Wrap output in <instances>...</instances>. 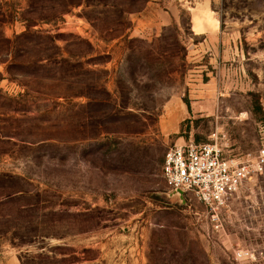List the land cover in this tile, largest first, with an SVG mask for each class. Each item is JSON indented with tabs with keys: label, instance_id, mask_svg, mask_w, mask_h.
<instances>
[{
	"label": "rangeland",
	"instance_id": "1",
	"mask_svg": "<svg viewBox=\"0 0 264 264\" xmlns=\"http://www.w3.org/2000/svg\"><path fill=\"white\" fill-rule=\"evenodd\" d=\"M6 1L0 264H264V172L216 220L162 175L183 140L264 147V0H83L58 23L23 21L58 0Z\"/></svg>",
	"mask_w": 264,
	"mask_h": 264
},
{
	"label": "built area",
	"instance_id": "2",
	"mask_svg": "<svg viewBox=\"0 0 264 264\" xmlns=\"http://www.w3.org/2000/svg\"><path fill=\"white\" fill-rule=\"evenodd\" d=\"M264 172V147L254 156L229 154L213 138L206 142L183 140L165 154L162 175L169 192L193 195L219 218L229 201L254 176Z\"/></svg>",
	"mask_w": 264,
	"mask_h": 264
},
{
	"label": "trees",
	"instance_id": "3",
	"mask_svg": "<svg viewBox=\"0 0 264 264\" xmlns=\"http://www.w3.org/2000/svg\"><path fill=\"white\" fill-rule=\"evenodd\" d=\"M51 1V0H49ZM147 1V0H146ZM145 1V2H146ZM42 2V6L45 5L44 2H46V0H41ZM81 4H86L88 5L86 2H84L83 0H58L56 4H51L49 7L51 9V12H46L48 14H43V12L41 14H39L40 18H35L34 16H29V17H24L23 21L26 22H31L34 23V21H42L44 23H58L62 18L63 15L66 11H68L67 9L69 7H76L79 6ZM6 6H8V2L6 0H0V27L4 24H7L9 21H11L10 19L13 20L14 14L12 11H10ZM42 6L36 8V6L31 4V10H29V14L30 13H34L36 11H41L42 9H44ZM64 7V8H63ZM35 10H34V9ZM31 15V14H30ZM46 15V16H43ZM38 16V17H39ZM86 18L92 23V25L96 27V24H94L93 19H91L89 16H86ZM1 35H3L2 31H0V38ZM29 37L28 33H22L20 35H16L14 39H7V38H3V41L8 42L10 45H13L14 43H16L17 41L19 42V40H23V39H27ZM39 38H42L40 41V47H45L46 49L50 50V49H60V46L56 43V39L51 36V35H41L39 36ZM58 55H62L61 53L58 52ZM16 59V56H15ZM63 60V58L61 59ZM45 61L47 63H45ZM52 62L51 60V55L50 54H44V58L39 59V62H37L38 68L32 72L33 76H39L41 74V71L43 69H45L50 63ZM55 63H58L60 61H54ZM16 60H14V58L11 60V63L8 65L7 71L9 73H11V75H13V73H15L16 71Z\"/></svg>",
	"mask_w": 264,
	"mask_h": 264
},
{
	"label": "crops",
	"instance_id": "4",
	"mask_svg": "<svg viewBox=\"0 0 264 264\" xmlns=\"http://www.w3.org/2000/svg\"><path fill=\"white\" fill-rule=\"evenodd\" d=\"M204 5L205 6H203V7L206 8L209 5V3L207 2ZM202 16L203 15L201 13H195L192 16V27H193V30L195 31V33L197 35H204V34H207L209 32V26L207 24V21ZM212 31L213 32L216 31V28L215 29L213 28Z\"/></svg>",
	"mask_w": 264,
	"mask_h": 264
},
{
	"label": "water",
	"instance_id": "5",
	"mask_svg": "<svg viewBox=\"0 0 264 264\" xmlns=\"http://www.w3.org/2000/svg\"><path fill=\"white\" fill-rule=\"evenodd\" d=\"M169 196H171V197H173V196H178L182 202H185V194H184L183 191H181V190H179V189H177V190H175V191H172V192L169 194Z\"/></svg>",
	"mask_w": 264,
	"mask_h": 264
}]
</instances>
